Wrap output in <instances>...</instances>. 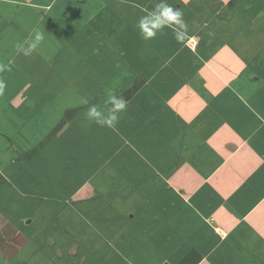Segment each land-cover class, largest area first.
Segmentation results:
<instances>
[{
  "label": "crops",
  "instance_id": "1",
  "mask_svg": "<svg viewBox=\"0 0 264 264\" xmlns=\"http://www.w3.org/2000/svg\"><path fill=\"white\" fill-rule=\"evenodd\" d=\"M161 2L0 0V263L62 238L105 242L100 264H264V0H163L185 38L145 40ZM101 81L112 127L86 116Z\"/></svg>",
  "mask_w": 264,
  "mask_h": 264
},
{
  "label": "clouds",
  "instance_id": "2",
  "mask_svg": "<svg viewBox=\"0 0 264 264\" xmlns=\"http://www.w3.org/2000/svg\"><path fill=\"white\" fill-rule=\"evenodd\" d=\"M137 27L140 30V35L143 39L148 40L156 36V34L163 30L164 27L173 28L178 40L185 38L186 22L183 19V13L179 9H175L167 3L162 2L157 4L155 8L146 16L141 17L138 21ZM44 40V33L37 30L34 36L26 39L24 43L16 44V51L22 52L24 55H30L31 52L37 48ZM27 44V47L24 45ZM6 65L0 64V71H4ZM5 85L0 80V93H2ZM87 103L86 100L83 101ZM106 103L111 104L112 107L105 115L98 105L89 107L86 116L89 122L95 123L101 127H112L118 120V113L126 109V103L123 99L117 98L111 90L108 92V99Z\"/></svg>",
  "mask_w": 264,
  "mask_h": 264
},
{
  "label": "rangeland",
  "instance_id": "3",
  "mask_svg": "<svg viewBox=\"0 0 264 264\" xmlns=\"http://www.w3.org/2000/svg\"><path fill=\"white\" fill-rule=\"evenodd\" d=\"M159 40H160V38L159 39H153V41H156V42ZM132 53L135 56V51H132ZM134 56H133V58H134ZM124 61H125V63L129 62V60H124ZM105 83H106V81H101V92H104L106 90H107L106 92H109L108 88H106L104 90L102 89V86ZM54 90H56L58 92H62L61 97H60V102H61L63 100V98L67 95L66 91L68 92V90H70V89L62 88L61 86H57V88H55ZM38 211H39V209H38ZM58 212H60V211H58ZM62 214H64V213H62ZM73 217L74 216H72V218ZM34 222H33L32 226H29V223L25 222L24 224L26 225V227L23 230L24 231L28 230V232H30V233L34 232V230H35ZM78 235H80V234H78ZM59 237H60V235H59ZM61 239L62 238H59L58 243L63 245V247H62L63 250H58L57 249L58 245H56L54 247V245L56 243L55 241L49 242V245L52 244V246H53L50 248V250H49L50 252H48V254L50 256H47V254L45 252H43L42 250L38 251L37 254L30 252V249L27 246V244H24L25 243L24 240L20 239V240H18V241H20L19 248L15 247V249H17V250L21 249V252L25 254V258H28L27 259L28 261H27V263H24L25 261L22 263L20 261V259L18 258V255H16V257L12 259V263H10V264H100V260L104 259V257L101 255L102 254L106 255L105 251H107V247H106L107 245L105 244V242H100L103 246L99 242H97V246L99 247V249L101 251H99V252L97 251L98 247H95V248L87 251L86 248H87L88 242L86 239L85 242H87V244H84L85 243L84 242L80 247H78L77 254L72 255L69 253V251L65 250L66 247L64 245L67 244L68 240H64V242H63ZM71 242H68L69 246H70ZM77 243L78 242H76L75 244H77ZM41 244H42L41 241L39 239H37V245L39 246ZM11 249L12 248H10V253H12ZM99 255H100V258H99ZM0 258H3V257H0ZM4 261L7 264L8 261H11V257L6 255V258ZM18 261H20V263ZM0 264H2V263H0Z\"/></svg>",
  "mask_w": 264,
  "mask_h": 264
},
{
  "label": "water",
  "instance_id": "4",
  "mask_svg": "<svg viewBox=\"0 0 264 264\" xmlns=\"http://www.w3.org/2000/svg\"><path fill=\"white\" fill-rule=\"evenodd\" d=\"M212 7L215 11L219 12L220 15H222L223 12H220V8H219V4L218 2H215L214 4H212ZM224 15V14H223Z\"/></svg>",
  "mask_w": 264,
  "mask_h": 264
}]
</instances>
